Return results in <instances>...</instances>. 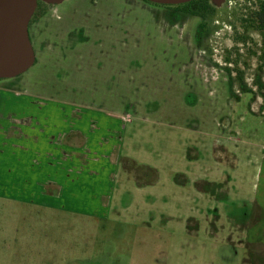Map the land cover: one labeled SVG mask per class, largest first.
Returning a JSON list of instances; mask_svg holds the SVG:
<instances>
[{
    "label": "rangeland",
    "instance_id": "1",
    "mask_svg": "<svg viewBox=\"0 0 264 264\" xmlns=\"http://www.w3.org/2000/svg\"><path fill=\"white\" fill-rule=\"evenodd\" d=\"M45 2L0 76V264L263 254L264 0Z\"/></svg>",
    "mask_w": 264,
    "mask_h": 264
},
{
    "label": "water",
    "instance_id": "2",
    "mask_svg": "<svg viewBox=\"0 0 264 264\" xmlns=\"http://www.w3.org/2000/svg\"><path fill=\"white\" fill-rule=\"evenodd\" d=\"M35 1L0 0V76L2 77H13L23 72L32 62L27 24L35 7Z\"/></svg>",
    "mask_w": 264,
    "mask_h": 264
},
{
    "label": "flooded vegetation",
    "instance_id": "3",
    "mask_svg": "<svg viewBox=\"0 0 264 264\" xmlns=\"http://www.w3.org/2000/svg\"><path fill=\"white\" fill-rule=\"evenodd\" d=\"M42 1L43 0H36L35 1V7L33 9L31 16H30L28 24H29L30 20L32 19L34 13L39 10V8H38L39 2L42 3V6L49 4V2H45V1L42 2ZM149 1H151V0H149ZM200 1L201 0H162V3L166 5V7H164V10H168L170 12H174V13H178V14L194 15L192 13H195V12L196 13H202L201 11H208L209 12V10H210L209 6H207L205 8L199 7ZM202 1H206L207 5H208L209 0H202ZM170 4H173L174 7H173V5H170ZM262 19L264 21V13L258 12L256 15V20L258 21V23L261 24L260 21H262ZM28 24H27V26H28Z\"/></svg>",
    "mask_w": 264,
    "mask_h": 264
},
{
    "label": "crops",
    "instance_id": "4",
    "mask_svg": "<svg viewBox=\"0 0 264 264\" xmlns=\"http://www.w3.org/2000/svg\"><path fill=\"white\" fill-rule=\"evenodd\" d=\"M131 121L130 120H127L124 124H121V127H122V129H123V131L126 133V125L127 124H129ZM123 159H129V158H127V157H124ZM117 161V168H118V172H119V166H120V164H119V160H116ZM150 168H152V167H150ZM153 169V168H152ZM181 175V174H180ZM184 182V181H183ZM193 219H189L187 222H189V221H192ZM210 223H212V221L210 222ZM212 226V225H211ZM214 227L212 226V231L214 230L213 229ZM187 233H188V231H186ZM241 232V231H240ZM189 233H193V232H189ZM244 232H241L240 233V236H239V241H240V243H242V241L244 240V239H242V236H246L245 234H243ZM228 238L230 239V235L228 236ZM227 238V239H228ZM252 254H253V256H257L251 263H248V264H264V259L262 258L263 256L262 255H264V253L262 254L260 251H255V250H253L252 251ZM247 260H245V262H246Z\"/></svg>",
    "mask_w": 264,
    "mask_h": 264
},
{
    "label": "trees",
    "instance_id": "5",
    "mask_svg": "<svg viewBox=\"0 0 264 264\" xmlns=\"http://www.w3.org/2000/svg\"><path fill=\"white\" fill-rule=\"evenodd\" d=\"M202 1V0H201ZM199 2V7H207L208 5H207V3H206V1H202V2ZM42 6V3L41 2H39V4H38V8H40ZM201 10V9H200ZM192 14H194L195 16H198V17H201L203 14L202 13H192ZM259 16V15H258ZM33 18V17H32ZM252 21V20H251ZM254 21V20H253ZM261 22V24H263V19H262V21H260Z\"/></svg>",
    "mask_w": 264,
    "mask_h": 264
},
{
    "label": "bare ground",
    "instance_id": "6",
    "mask_svg": "<svg viewBox=\"0 0 264 264\" xmlns=\"http://www.w3.org/2000/svg\"><path fill=\"white\" fill-rule=\"evenodd\" d=\"M44 1H47V0H44Z\"/></svg>",
    "mask_w": 264,
    "mask_h": 264
}]
</instances>
